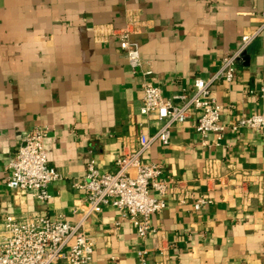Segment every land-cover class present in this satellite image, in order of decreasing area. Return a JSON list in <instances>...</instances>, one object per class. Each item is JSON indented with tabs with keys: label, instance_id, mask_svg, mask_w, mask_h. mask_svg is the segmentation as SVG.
<instances>
[{
	"label": "crops",
	"instance_id": "obj_1",
	"mask_svg": "<svg viewBox=\"0 0 264 264\" xmlns=\"http://www.w3.org/2000/svg\"><path fill=\"white\" fill-rule=\"evenodd\" d=\"M264 0H0V221L36 213L76 223L85 207L72 187L93 160L99 173L158 127L140 115L139 75L131 73L115 37L95 39L97 27L123 28L134 21L131 41L163 97L210 77L241 35L260 23ZM264 33L236 65L231 83L211 87L230 126L264 110ZM192 120L170 131L144 159L179 182L166 208L151 216L154 233L137 239L112 208L87 219L93 238L90 264H264V143L262 134L227 130L215 143ZM46 127L48 165L63 179L48 186L50 199L4 186L5 166L25 135ZM210 205L193 210L195 200ZM177 199L183 200L179 205Z\"/></svg>",
	"mask_w": 264,
	"mask_h": 264
},
{
	"label": "built area",
	"instance_id": "obj_2",
	"mask_svg": "<svg viewBox=\"0 0 264 264\" xmlns=\"http://www.w3.org/2000/svg\"><path fill=\"white\" fill-rule=\"evenodd\" d=\"M138 31L139 26L130 21L120 29L97 27L94 33L98 42L108 37L117 39L126 65L141 79L139 113L144 118L153 117L158 127L152 135H140L137 146L117 158L115 172L99 173L93 160L86 163L83 177L72 181V187L82 192L85 201L76 223H69L61 216L51 220L36 213L0 221V264H90L94 240L85 235L83 225L88 218L107 208L119 213L120 220L114 223L115 228L120 226V221H127L137 239H147L154 233L151 216L166 208L168 198L174 199L172 194L180 183L164 176L161 166L145 160L144 155L156 143L167 146L171 129L191 119L193 130L202 138L214 135L215 143L227 130L242 129L260 132L264 143V110L225 126L220 122L221 107L210 91L219 82L233 81L236 65L246 49L264 33V13L260 15V23L243 33L237 47L222 57L218 69L210 77H197L189 90L182 89L168 97L162 96L151 69L143 67L138 45L131 41ZM259 95L264 100V84ZM47 136L46 127L31 129L5 166L4 186L8 190L28 193L40 204L50 199L48 186L64 178L47 163L44 151ZM177 203L182 205L183 200L177 199ZM210 204V200L199 198L194 201L193 210L199 211ZM146 256L145 251L138 252L139 264H146Z\"/></svg>",
	"mask_w": 264,
	"mask_h": 264
}]
</instances>
